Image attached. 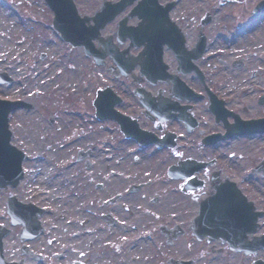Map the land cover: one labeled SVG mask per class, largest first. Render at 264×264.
I'll list each match as a JSON object with an SVG mask.
<instances>
[{"label": "flooded vegetation", "instance_id": "1", "mask_svg": "<svg viewBox=\"0 0 264 264\" xmlns=\"http://www.w3.org/2000/svg\"><path fill=\"white\" fill-rule=\"evenodd\" d=\"M75 2L80 14L92 15L100 9L102 0ZM132 4L109 19L92 40L94 49L107 53L99 65L105 71V80L95 79L91 87L93 98L98 88L107 87L108 100H116L113 108L126 115L105 119L112 138L103 144L124 150L129 147L120 159L131 158L106 160L96 152V144L79 146L74 161L87 180L83 187L89 186L90 192L103 197L116 194L111 204L130 194L137 203L146 197L156 204V211L151 206L122 204L126 213L139 214L135 220L126 216L124 223L126 229L154 236L163 247L160 254L170 257L165 264H235L234 254L248 258L244 264H252L255 258L263 257L259 253L264 254V246L246 253L232 249L224 233L199 237L192 218L198 202L222 184L237 187L256 210L264 212V201L257 200L253 184V177L264 178V57L252 61L246 56L250 52L244 55L220 46L222 36L205 29L213 15L199 13L196 17L191 14L187 21L183 15L171 14L183 35L185 50L179 54L174 47L163 45L157 59L156 4L148 7L153 11L150 20L130 15ZM122 18L126 26L140 22L141 35L135 39L125 35L126 30L119 29ZM200 36L204 46L198 51ZM180 59L187 63L179 65ZM122 65L129 66L126 73L120 71ZM223 66L231 71L225 77L220 73ZM242 70H248V75L242 74L241 83ZM238 94L249 97L241 102ZM88 107L95 111L93 99ZM259 148L261 152L257 153ZM84 149L89 154L80 157ZM245 156L249 159L241 168ZM151 158L155 160H145ZM190 160L198 166L193 171ZM114 182H123L120 191ZM133 187L137 188L131 190ZM104 215L100 214L104 229L121 224L115 214H110V219ZM147 215L151 219L144 220ZM63 217L46 197L29 193L21 181L0 185V264H104L96 258L94 241L67 226L83 228L88 217L67 221ZM262 234L264 213L258 217L255 230L244 238L251 241Z\"/></svg>", "mask_w": 264, "mask_h": 264}, {"label": "rangeland", "instance_id": "2", "mask_svg": "<svg viewBox=\"0 0 264 264\" xmlns=\"http://www.w3.org/2000/svg\"><path fill=\"white\" fill-rule=\"evenodd\" d=\"M256 1L258 0H242L239 3V0H236L230 4L231 10L224 12L218 6L219 0H180L171 14L183 15L184 20L187 21L191 14L196 17L199 13H212V20L205 29L209 34L216 33L222 36L220 46L237 50L244 55L245 52H250L246 55L248 59L259 62L264 57V12L250 13ZM0 4L11 7L9 10L11 15L21 26L14 29L7 21L0 19V56H3L0 58V71H6L13 78L12 82H0V97L20 98L30 103L29 108L19 107L9 113V125L13 130L12 141L27 154L24 159L27 160L25 161L27 172L21 185L29 193L46 197L49 205L56 207L57 212L64 215L62 220H82L88 217L90 220L83 228L76 225L67 226L79 230L93 241L95 237L96 241H99L96 258L102 260L104 264H116L118 258L112 251L114 246L108 243L111 241L115 245L120 239L115 240L117 236L111 233L114 230L104 229L100 214L110 211L118 216L123 223L117 227V230L123 231L126 229L124 221L127 218L135 220L139 216L136 211L132 214L123 211V203L151 206L150 209L155 211L156 204L150 203L146 197L137 203L134 195L130 194L123 196V201L119 199L115 205H104L100 199L104 195L90 192L89 186H82L87 180L83 177L78 164H75L70 172H62L58 179L55 177V172L42 177L37 176L41 162L55 167L60 162L74 161L77 147L87 146L90 143L97 144L96 152L102 154L106 160L131 158L127 156L120 159V154H126L129 147L124 150L122 147L103 144L108 138H112V134L106 129L107 121L100 122L78 111L79 109L87 113L83 108L87 109L93 99L92 82L95 79L98 82L105 80L103 69L94 68L93 62L84 54L83 49L79 46H71L59 36L51 26L52 11L44 0H0ZM225 23L232 27H222ZM20 42H25V45H19ZM42 53L44 55H41ZM71 66L75 68V78L70 75ZM33 68L37 69L39 74L50 71L51 75L40 85L34 86ZM220 73L225 77L231 71L227 66H223ZM247 73L248 70L239 73L241 83L244 82L241 80L242 74L247 76ZM259 74L261 71H258V76ZM242 95L238 94L237 97L244 102L249 96L246 94L244 98ZM69 115L72 119L68 117ZM110 141L115 142L111 139ZM256 152H261V148ZM248 159L247 156L242 158L241 168ZM63 163L59 165H64ZM64 184L66 189L62 188ZM114 184L116 190L120 191L123 182L120 185L115 182ZM114 184L112 183L113 188ZM253 184L256 187L254 195L258 201L263 199L261 201L263 202L264 178L253 177ZM48 185L55 187L53 191L43 189ZM167 202L169 200L165 203ZM126 216L128 217L125 218ZM146 217L144 220L151 219L149 215ZM150 252L154 255L155 264H165L164 255L160 254L159 248H151ZM259 256L264 257V254L259 253ZM232 261L235 264H244L249 259L234 254Z\"/></svg>", "mask_w": 264, "mask_h": 264}, {"label": "water", "instance_id": "3", "mask_svg": "<svg viewBox=\"0 0 264 264\" xmlns=\"http://www.w3.org/2000/svg\"><path fill=\"white\" fill-rule=\"evenodd\" d=\"M132 0H118L114 3L108 1L103 2V6L99 12L93 17L96 25L85 26V17H80L75 9L72 0H46L54 12L52 24L56 28L61 37L68 40L72 44H81L84 46L85 52L102 56L104 52H96L91 47V37L95 30L111 17L116 11H119L124 5ZM155 0H140L133 7L132 13L141 15V8L147 4H153ZM110 4L117 5L114 12L106 16ZM172 2L166 5H160L156 0V47L161 48L164 42L169 45L170 39L176 38L177 46L182 43L181 33L168 17V9ZM264 9V0H259L254 6V11ZM134 31L140 29V25L134 28ZM179 48V47H178ZM9 81L10 77L6 72H0V81ZM97 107V115L100 118L108 116L109 106L102 93H99L95 99ZM29 106L22 100H6L0 98V184L5 185L7 182L16 183L22 175L21 160L25 154L10 144V131L8 130V112L17 106ZM193 168H191L192 170ZM234 187L220 185L216 189V193L209 198L204 199L199 204L198 215L194 218V226L196 233L202 236L205 232L218 233L228 232L244 235L247 231L255 228V220L257 213L253 212L252 205L248 203L245 197L238 191L233 190ZM230 237L228 234H225ZM230 243L233 247L245 248L246 250L255 249L259 245H264V239H258L252 243L246 242L242 237H230ZM260 264V262H256Z\"/></svg>", "mask_w": 264, "mask_h": 264}, {"label": "bare ground", "instance_id": "4", "mask_svg": "<svg viewBox=\"0 0 264 264\" xmlns=\"http://www.w3.org/2000/svg\"><path fill=\"white\" fill-rule=\"evenodd\" d=\"M235 0H220L219 5H220V10L224 12H229L231 10L230 4L234 2ZM2 6V7H1ZM11 7L8 5H1L0 4V19H3L4 21H7V23L11 24L14 29H17L18 27H21L19 24H17L16 19L11 15L10 11ZM251 23L249 22L248 25ZM21 46L25 45V42H20ZM0 58H3V56H0ZM21 65V63H19ZM34 67V66H32ZM55 67H57L55 65ZM72 67V66H71ZM34 70V78H33V84L34 86H38L41 84L43 80H45L46 77L50 76L51 73L48 71V73L45 74H39L37 73V69L33 68ZM71 77L73 76L75 78V68H71ZM77 78V77H76ZM74 88V86H73ZM72 89V88H70ZM71 118V116H68ZM72 119V118H71ZM63 162L58 163L55 167L46 164L44 162H41L39 164V169H38V175L39 177H42L43 175H47L50 172H55V177L58 179L60 174L64 171L70 172L71 170L74 169L75 167V162L73 161H67L63 163L64 165H59L62 164ZM55 187L52 185H48L47 187L44 186L43 189H47L50 191H53ZM62 188L66 189V185L64 184ZM123 201V199H122ZM90 220V219H89ZM112 234L114 233L115 236L120 237V241L118 243H115V247L112 250L115 252L118 258V263L116 264H155L154 263V256L150 252L151 248H156V244L153 243L152 245L150 244L149 241L142 239L140 233L138 230H133V229H124L123 231L119 230H114L111 232ZM96 248H98L99 241H94ZM112 243L111 241L108 243ZM108 259V257H105Z\"/></svg>", "mask_w": 264, "mask_h": 264}]
</instances>
